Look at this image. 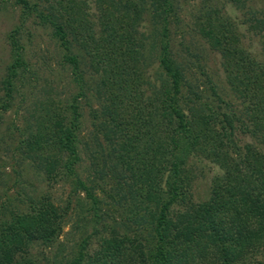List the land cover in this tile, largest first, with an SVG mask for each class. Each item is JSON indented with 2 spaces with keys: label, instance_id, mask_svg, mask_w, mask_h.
<instances>
[{
  "label": "rangeland",
  "instance_id": "374dc122",
  "mask_svg": "<svg viewBox=\"0 0 264 264\" xmlns=\"http://www.w3.org/2000/svg\"><path fill=\"white\" fill-rule=\"evenodd\" d=\"M28 1L40 12L54 11L51 0ZM98 1L63 0L60 5L69 55L77 59L82 77L81 83H76L63 49L52 37L51 26L36 12L22 22L21 8L12 0H0V106H8L0 111V249L6 244L14 246V237L22 238L24 228L39 233L52 222L60 228L55 237L35 241L17 253L19 264L69 263L83 242V264H92L105 243L125 242L131 253H143L151 244L147 224L137 226L132 222L128 198L137 187L130 177L136 172L134 148L154 150L156 166L159 162L162 119L157 100H161L165 82L157 67L159 26L155 25L149 35L150 26L143 15L129 31L132 37L121 45L103 41L96 12ZM171 1L170 54L182 74L183 104L189 111L201 109L206 116L207 108L211 124L221 136L225 133L220 129L221 115L232 125L236 120L237 129L230 138L227 136L229 153L235 154L240 148V107L232 99L205 15L215 10L229 17L240 40V8L229 6L226 0ZM263 6L264 0H253L255 9ZM77 12L83 13L84 23H76ZM244 46L261 58L257 38L245 41ZM109 65L111 74L107 73ZM11 66L15 74L10 72ZM148 79L154 85H149ZM120 80L127 84L123 91ZM7 85L11 86L7 88L12 90L11 99L5 95ZM112 91L135 93L136 101H113L108 95ZM151 93L154 103L146 106ZM73 99L80 114L75 135L80 156L76 172L98 197L97 210L75 191L73 178L62 168L65 155L58 138L61 128L69 124L68 108ZM111 108H117L119 115ZM149 109L156 115L153 124L147 118L142 120ZM211 114L219 118H211ZM132 118H138L133 127ZM120 126L128 134L126 139L116 132ZM49 127H57L54 145L45 141ZM185 171L188 193L171 208L170 217L188 201H205L213 177L219 174L216 165L199 157H191ZM156 196L157 191L153 200ZM155 209L156 201H152L148 212Z\"/></svg>",
  "mask_w": 264,
  "mask_h": 264
},
{
  "label": "trees",
  "instance_id": "16d2710c",
  "mask_svg": "<svg viewBox=\"0 0 264 264\" xmlns=\"http://www.w3.org/2000/svg\"><path fill=\"white\" fill-rule=\"evenodd\" d=\"M12 1L21 8L22 22L36 12L38 18L51 26L52 37L63 49V57L72 68L73 79L79 83L82 77L78 61L69 55L68 33L63 23L65 16L60 6L63 0H51L54 11L49 13L38 11L28 0ZM226 2L231 7L240 8V40L229 17L215 10L206 13L205 23L212 30L213 46L220 56L232 99L240 107V148L235 154L229 153L227 136L231 137L237 129L236 120L232 125L226 116L221 115L220 129L225 132L221 136L212 126L207 108L205 110L209 114L206 116L201 109L189 111L183 104L182 74L170 54L169 26L174 16L172 1H98L96 12L103 41L121 45L132 37L129 31L143 15L150 26L149 35L153 34L155 25L159 26L157 67L164 74L165 82L161 87V100H157L162 119L161 144L157 152L159 162L156 166L154 150L152 153L151 150L143 152V149L134 148L136 172H131L130 177L134 178L137 187L128 198L132 222L137 226L147 224L151 244L143 253H131L125 242L105 243L92 264H264V6L255 9L253 0ZM75 18L78 24L85 22L83 13L77 12ZM109 27L113 30L107 29ZM252 37L259 41L261 58H256L244 46L245 41H250ZM15 61L19 62L17 55ZM109 67L107 73L111 74ZM11 69L12 66L10 72L15 74V70ZM119 83L122 91L127 88L123 80ZM148 83L154 85L149 79ZM7 88L11 86L5 88L6 97L11 99L12 90ZM123 93L112 91L108 95L121 104L126 99L132 103L136 101L137 94ZM151 96L152 93L147 97L150 102H146V106L153 105ZM106 106L110 107L111 103ZM7 107V104L1 105L0 111ZM68 109L69 124L61 128L58 138L60 150L65 155L62 168L73 178L75 191L82 193L92 209L97 210L98 197L76 172L80 156L75 135L80 114L75 99ZM148 111L147 117L143 116L142 120L145 122L147 118L148 123L153 124L155 112L152 109ZM111 112L119 115L117 108H111ZM214 116L219 118V115L211 114V118ZM137 121L138 118L135 121L132 118V127ZM130 123L125 124V128ZM116 130L126 139L128 134L122 126ZM56 135L57 127H49L46 143L54 145ZM191 157L209 160L217 166L219 174L213 177L209 197L205 201H188L174 217H170L171 208L188 193L185 169ZM155 191L157 196L153 200ZM152 201H156L154 213L148 212ZM39 231L24 228L22 238L19 236L16 240L14 237V246L3 245L0 264H19L15 260L17 253L24 252L35 241L55 237L60 228L52 222ZM85 261L83 242L76 257L66 264H83Z\"/></svg>",
  "mask_w": 264,
  "mask_h": 264
}]
</instances>
